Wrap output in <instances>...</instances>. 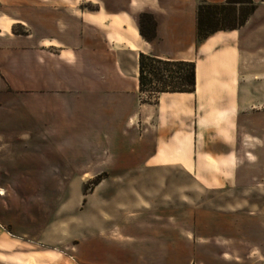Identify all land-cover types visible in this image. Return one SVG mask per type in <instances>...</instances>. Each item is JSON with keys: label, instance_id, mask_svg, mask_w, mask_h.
Segmentation results:
<instances>
[{"label": "rangeland", "instance_id": "374dc122", "mask_svg": "<svg viewBox=\"0 0 264 264\" xmlns=\"http://www.w3.org/2000/svg\"><path fill=\"white\" fill-rule=\"evenodd\" d=\"M98 1L11 0V6L96 12ZM253 1L257 8L242 32L253 45L243 62L248 74L233 70L231 82H218L227 57L221 70L208 62L215 78L197 92L161 96L140 92L130 56L127 93L71 94L59 102L57 142L0 139V221L45 241L0 231V264L3 251L11 256L5 261L53 260L55 252L84 264L73 240L87 236L121 245L147 264L161 253L162 264H264V71L258 72L264 55H256L263 47L264 0ZM202 2L171 4L166 12L188 17L192 4L197 9ZM180 31L190 45L172 58L185 54L195 64L213 58V48L199 53L189 27ZM173 41L156 46L170 51ZM110 80L109 88L126 81ZM48 144L52 157H43ZM35 249L49 253L34 255Z\"/></svg>", "mask_w": 264, "mask_h": 264}, {"label": "crops", "instance_id": "0c3cea01", "mask_svg": "<svg viewBox=\"0 0 264 264\" xmlns=\"http://www.w3.org/2000/svg\"><path fill=\"white\" fill-rule=\"evenodd\" d=\"M185 1L191 2L125 0V4L119 5L117 0H99L100 9L96 12L68 7L58 9L57 6H52L51 9H17L16 12L14 6H11V0H0V9H8V12L0 11V139L8 141L10 137L33 136L32 140L40 143L57 142L59 139L56 127L62 124L58 119L59 102L62 105L69 100L71 94L127 93L130 56L134 60V78L139 76L140 52L163 56L162 58L188 60L185 54L179 58L172 57L190 45L187 33L179 32L180 29L189 27L197 40L195 4H192L188 17L177 19L166 12L171 4L179 9ZM144 12L151 13L156 20L157 36L152 41L145 40L140 34V14ZM250 20L252 17L240 28L220 30L204 41L197 42L199 53L207 52L208 48L214 50L210 55L213 57L211 60L206 58L196 62L195 92L215 78L207 70L208 62L212 69L221 70L226 58H229L228 67L225 69L223 65L226 76L216 77L218 82H231L234 78L233 70L236 76L249 73L250 67L243 62L248 59L253 45L249 39L242 37V32ZM20 28L24 31L19 30ZM172 40L176 48L170 51L156 46L166 45L167 42L170 44ZM260 45L263 47L256 54L259 58L264 55V38ZM240 59L243 66L241 69ZM260 71L263 72L264 69H259L258 72ZM110 78L126 81L124 80L125 84L109 88L107 79L110 83ZM216 87L219 90L221 88L220 85ZM184 94L192 93L160 95ZM48 147L51 151L52 144H48ZM42 156L52 157V151ZM0 231L19 241L39 245L45 242L42 239H32L21 227L5 221H0ZM76 238L73 242L76 243L84 264H147L132 252L124 250L121 245L109 243L102 238L87 236L79 238V242H76ZM47 253L48 250L40 249L33 252L34 255L41 256ZM2 255L1 264H74L55 252L51 254L54 255L53 260L42 257L44 262L35 257L28 262L20 256H14V260L9 261V252L3 251ZM6 258L9 260L5 261ZM163 259L161 253V256L152 258V263L149 264H162Z\"/></svg>", "mask_w": 264, "mask_h": 264}, {"label": "trees", "instance_id": "16d2710c", "mask_svg": "<svg viewBox=\"0 0 264 264\" xmlns=\"http://www.w3.org/2000/svg\"><path fill=\"white\" fill-rule=\"evenodd\" d=\"M243 2H247L249 7H236ZM256 8L253 0H226L224 3L203 1L197 7V42L204 41L220 30L240 28ZM140 34L147 41L156 38V20L151 13L140 14ZM139 89L140 92L148 91L152 94L195 92L196 64L193 61L162 58L140 52Z\"/></svg>", "mask_w": 264, "mask_h": 264}, {"label": "bare ground", "instance_id": "6f19581e", "mask_svg": "<svg viewBox=\"0 0 264 264\" xmlns=\"http://www.w3.org/2000/svg\"><path fill=\"white\" fill-rule=\"evenodd\" d=\"M0 191H1V194H4L5 193V191L3 189H1V188H0Z\"/></svg>", "mask_w": 264, "mask_h": 264}]
</instances>
